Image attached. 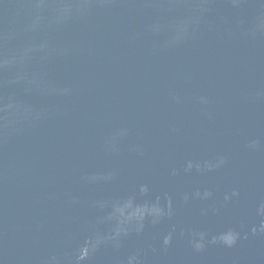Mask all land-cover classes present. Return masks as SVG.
Listing matches in <instances>:
<instances>
[{
  "label": "water",
  "instance_id": "obj_1",
  "mask_svg": "<svg viewBox=\"0 0 264 264\" xmlns=\"http://www.w3.org/2000/svg\"><path fill=\"white\" fill-rule=\"evenodd\" d=\"M0 264H264V0H0Z\"/></svg>",
  "mask_w": 264,
  "mask_h": 264
}]
</instances>
